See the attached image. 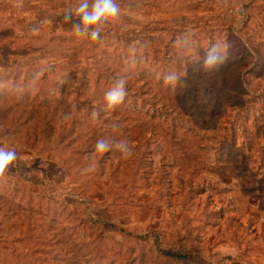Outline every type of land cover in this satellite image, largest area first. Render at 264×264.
Listing matches in <instances>:
<instances>
[{
    "label": "rangeland",
    "instance_id": "rangeland-1",
    "mask_svg": "<svg viewBox=\"0 0 264 264\" xmlns=\"http://www.w3.org/2000/svg\"><path fill=\"white\" fill-rule=\"evenodd\" d=\"M231 1L243 0H117L119 16L92 41L73 33L78 17L65 19L78 0H0V146L17 152L0 178V264H264V165L244 175L205 149L204 134L221 136L240 64L263 75L264 91V43L237 63L243 21ZM215 41L229 62L208 73L199 61ZM170 73L177 87L164 84ZM121 76L127 95L107 111ZM101 137L113 147L94 154ZM149 231L187 259L133 237Z\"/></svg>",
    "mask_w": 264,
    "mask_h": 264
},
{
    "label": "trees",
    "instance_id": "trees-1",
    "mask_svg": "<svg viewBox=\"0 0 264 264\" xmlns=\"http://www.w3.org/2000/svg\"><path fill=\"white\" fill-rule=\"evenodd\" d=\"M248 0L241 1L237 7L232 2L233 16H241L243 24L235 30L234 42L235 47L239 51V55L236 58L237 63H247L249 61L247 45L264 43V15H261L263 10L258 5V0H252L253 5L247 6ZM255 38H260L261 41L254 43ZM178 63V61H177ZM180 64V63H178ZM138 73L136 76H140ZM222 76L227 79V72H224ZM255 80L249 78V71L245 65H239V69L236 71L230 85L229 90L233 95L229 96L231 109L227 115L226 121L222 124L221 136L211 132L204 134L205 149L207 152H213V149L218 152L220 159H227V163L214 162L215 165H233L238 162H242V173L244 175L249 173L248 165H264V142H255V138H261L264 132V91L259 89L261 79L263 75L257 72ZM223 79L222 84L229 81ZM262 93V94H261ZM167 107L162 110H167ZM158 117V113H156ZM260 133H256L259 131ZM254 130V132L252 131ZM256 130V132H255ZM258 135V136H257ZM250 157V161L246 162L245 158ZM257 154L258 159L255 157ZM232 162V163H231ZM15 171L17 169L15 168ZM255 182L260 181L259 177L252 176ZM110 233L115 235H121L122 229H118L115 226L110 225L108 228ZM134 239L142 240L154 246V250L158 253V257L172 259V260H186V256L177 255L173 251H164L159 247V239L154 232H145L133 236Z\"/></svg>",
    "mask_w": 264,
    "mask_h": 264
},
{
    "label": "clouds",
    "instance_id": "clouds-1",
    "mask_svg": "<svg viewBox=\"0 0 264 264\" xmlns=\"http://www.w3.org/2000/svg\"><path fill=\"white\" fill-rule=\"evenodd\" d=\"M120 14V6L117 0H78L74 11L69 10L65 14L66 20H71L75 15L79 19L73 22L72 31L77 37L87 38L92 41L101 39V31L106 22L115 19ZM229 62V45L226 42L215 41L210 43L199 61V67L205 72L213 73L220 71ZM163 82L170 87H177L179 77L175 73L163 76ZM127 77L116 78L105 93L104 109L107 111L115 110L120 106L126 95ZM94 115H97L94 113ZM71 114H65L64 119L68 120ZM113 147V141L110 137L98 138L94 146V154L102 155L110 151ZM120 152L122 159H128L133 156L134 149L128 141H119L115 144ZM17 159V152L14 148L0 146V178H3L10 170ZM91 164L83 169L84 173L93 171Z\"/></svg>",
    "mask_w": 264,
    "mask_h": 264
}]
</instances>
